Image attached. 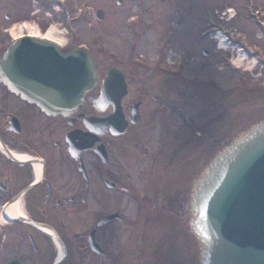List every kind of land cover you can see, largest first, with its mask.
Returning <instances> with one entry per match:
<instances>
[{
  "label": "flooded vegetation",
  "instance_id": "1",
  "mask_svg": "<svg viewBox=\"0 0 264 264\" xmlns=\"http://www.w3.org/2000/svg\"><path fill=\"white\" fill-rule=\"evenodd\" d=\"M102 1L94 11L103 24L101 39L90 45L99 83L74 113L56 116L8 87L1 73L5 55L14 41L51 28L65 40L66 51L86 47L73 32L87 24L89 0H0V264H184L175 260L178 240L190 234L183 194L198 170L168 169L169 99L161 89L167 82L161 78L152 87L144 68L150 60L165 63L172 39L180 44L181 34L169 28L175 22L179 28L188 10L183 1L161 0L160 17L151 15L148 0H113L109 12ZM108 17L113 23H105ZM106 26L114 34L111 46L127 42L128 55L108 52ZM146 42L159 44L160 55L147 59L140 53ZM111 68L123 74L126 93L120 101L115 96L122 89L110 90L114 96L97 108L93 98L101 97ZM178 101L183 103L182 93ZM114 103L122 108L123 133L119 114L107 130L105 124L88 128L87 118L114 113ZM174 185L176 199L169 195Z\"/></svg>",
  "mask_w": 264,
  "mask_h": 264
},
{
  "label": "water",
  "instance_id": "2",
  "mask_svg": "<svg viewBox=\"0 0 264 264\" xmlns=\"http://www.w3.org/2000/svg\"><path fill=\"white\" fill-rule=\"evenodd\" d=\"M14 50L11 87L48 113L74 111L96 83L87 51L46 42ZM188 220L198 264H264V119L216 147L193 184Z\"/></svg>",
  "mask_w": 264,
  "mask_h": 264
},
{
  "label": "rangeland",
  "instance_id": "3",
  "mask_svg": "<svg viewBox=\"0 0 264 264\" xmlns=\"http://www.w3.org/2000/svg\"><path fill=\"white\" fill-rule=\"evenodd\" d=\"M181 1H183L189 13V16H187L185 21L184 28L181 29L180 33L184 40L182 42V46L180 47H178L176 43L173 44L172 60L175 64H165L162 67L169 72H173V70L178 67L176 64L179 60L178 53L180 51L188 53L189 61H185L183 64H181V67L184 70L186 78L194 80L195 87L192 89L193 84H186L185 87L180 86L178 88L175 86L176 90L174 92L171 91V88L173 89L174 87L173 85L167 87L161 86V89L167 90V97L170 100H172V97L176 98L178 95L181 96V93L182 95L184 93V96H190V98H192L191 96L194 95L196 99L198 97L200 99L191 100V106H189L187 102L180 104L181 106L179 105L180 110L185 112L184 119L171 117L173 114L176 115L175 113L177 107L175 109L171 108L172 103L169 101L168 113L170 115V129L167 134L168 169L170 171H174V173L181 169L183 162L185 163L186 160L191 159L193 155L197 154L204 144L202 141L203 139H196L192 143H188L189 145L182 151H179L177 156H174L173 154L175 147H177L180 142L182 143L181 138H183L184 141L187 140L194 128H204L202 136L207 135L209 128L205 125L210 114L212 116H215V114H223L222 118L224 120L221 121L219 125H217L216 122V130L221 131L225 125L230 123L231 120L235 119V121H237L236 123L240 122V116L242 113L251 108L253 104H264V63L256 61V58H260V60L262 58V61H264V52L261 51L264 50L262 49L264 41L259 38L260 35L257 31V27H259L261 24L264 16L257 18L255 17L257 16V13H254V16H251L250 12H245L242 6L245 3V0H230L236 8L238 14L232 18V21H228V26L233 30H237V33H239L241 36H246L253 45H259V49H261L259 50L260 54L253 58L247 57L246 55L245 57L241 56L240 59H238V49L234 46H232V48L228 45V47L232 48L233 50L230 51L232 53L228 52L229 57L233 58V60L237 62L238 66H241V69L236 72L231 64H228L227 69V66L222 62L223 60H221V56H219L218 52L215 51V47L217 46L215 39L207 38L203 41L196 40L198 31L207 26L205 11L211 10V12L214 14L218 8L221 10V3L223 0H179V2ZM72 2L73 4L77 5L85 2V0H72ZM99 2L103 1L94 0L87 2L90 8L92 7V9L89 10L91 14L88 17L87 24L85 23L83 25L81 24L77 26L76 38L79 42L85 43L89 46L93 45L98 39H101L99 32L103 24L98 23L94 17L95 9L97 10L98 8H102L100 7L101 5ZM148 2L153 8L151 15L154 16L156 13H158V15L161 17L163 12L162 10L164 8L162 1L148 0ZM258 4H262L264 6V0H254V2H252V6H250L252 12L257 9V6H259ZM105 5L106 6L103 8L109 12H112L111 6L113 5V0H105ZM212 8L214 9L212 10ZM133 15L134 13L132 16ZM222 16L223 14L220 11L218 12L216 18H221ZM223 17H228V15ZM105 23H113L112 18L108 17ZM125 23L126 20L124 21L123 25H125ZM115 24H117L116 20ZM107 27L108 26L105 27V30H108V33H105L107 36L106 39L104 38V40H108L107 43H109V41L113 42V31L111 32L110 28ZM156 28L163 30V24L157 25ZM61 29L62 27L59 28V30ZM161 34L163 35V32H161ZM233 37L237 40L240 39L236 37V35ZM115 41L117 42L112 45L113 47L111 46V43L108 44L109 48L107 50L117 56L119 54L124 56L128 55V43H120L118 40ZM155 45L156 44H149L146 42V45H143L140 48V53L147 57V59L148 57L155 58ZM204 50L209 51L207 56L203 54ZM256 50L258 49L255 48L247 50V53L251 51L254 52ZM150 62L152 64L155 63L153 60H150ZM149 67V70L151 69V71H147V76L149 77H145L144 79L147 78L148 81H152V87H156V85L159 84L161 78L172 79L169 75H160L158 65H149ZM155 73H158V76H156ZM144 82H146V80H144ZM213 82H215L216 85H214ZM225 107L229 108L228 110L226 109V112H223ZM256 118L260 119L262 116L258 115ZM245 119L247 120L245 121L244 126H248L249 123H254L253 119L250 120V118L246 117L245 115H243L241 122ZM173 120L177 121L176 126H174V124L171 125ZM132 209L134 210V208ZM178 243L179 247L182 248L181 243L179 241ZM184 257L185 263L187 259L190 263L191 260L186 257V249L183 251V253L182 250H180L179 256L176 257L175 260L178 258L179 262H182L184 261Z\"/></svg>",
  "mask_w": 264,
  "mask_h": 264
},
{
  "label": "bare ground",
  "instance_id": "4",
  "mask_svg": "<svg viewBox=\"0 0 264 264\" xmlns=\"http://www.w3.org/2000/svg\"><path fill=\"white\" fill-rule=\"evenodd\" d=\"M33 33V32H32ZM34 35H38L39 33H33ZM45 38H47L48 40H53V41H56L60 44H62V42L60 41V39L58 38V35H57V31L55 30V28H51V30H49L45 36ZM238 63H239V60H238Z\"/></svg>",
  "mask_w": 264,
  "mask_h": 264
}]
</instances>
